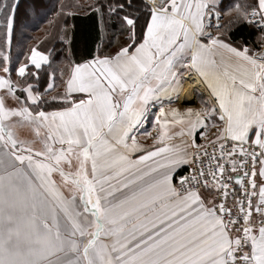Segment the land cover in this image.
<instances>
[{
	"label": "snow or ice",
	"instance_id": "snow-or-ice-1",
	"mask_svg": "<svg viewBox=\"0 0 264 264\" xmlns=\"http://www.w3.org/2000/svg\"><path fill=\"white\" fill-rule=\"evenodd\" d=\"M18 7L0 0V264H264V0H94L79 59L62 3L63 58L14 55ZM192 73L207 99L165 108Z\"/></svg>",
	"mask_w": 264,
	"mask_h": 264
},
{
	"label": "trees",
	"instance_id": "trees-1",
	"mask_svg": "<svg viewBox=\"0 0 264 264\" xmlns=\"http://www.w3.org/2000/svg\"><path fill=\"white\" fill-rule=\"evenodd\" d=\"M93 2L94 0H86L85 2L82 0H19V7L16 12V38L19 43H14L13 54L16 55L22 51H27L28 47L38 43L40 50L54 49L53 55L63 58L64 52L59 40L53 42L51 39L45 38L46 31L49 29L46 21L51 19L52 9L59 7L62 3L65 5L66 11L75 13V15L67 17V19L70 24L75 25L72 47L76 54V59L81 56H87L95 45L100 42L101 38L96 13L94 11H86L82 7ZM225 2L227 3L228 0H225ZM258 35L257 31L248 27L232 33L234 40L242 38L250 46L256 45ZM117 36L116 28L110 26L105 30L104 42L107 43L109 39L115 42ZM121 39L123 40V37H120V42H122ZM115 46V43H113V47Z\"/></svg>",
	"mask_w": 264,
	"mask_h": 264
},
{
	"label": "crops",
	"instance_id": "crops-1",
	"mask_svg": "<svg viewBox=\"0 0 264 264\" xmlns=\"http://www.w3.org/2000/svg\"><path fill=\"white\" fill-rule=\"evenodd\" d=\"M98 26H99V21H98ZM99 30H100V26H99ZM185 85L186 84L184 82L183 89L180 92L179 98H176L175 96H173L171 102H169L167 99H165V101H164V107L165 108H168V107H178L181 109H184L187 107L199 108L201 106V101L207 99V97H206L207 95H204V94L195 90L192 92L193 93L192 94L193 97L191 98L192 100H190L189 103H185L182 99L183 98V92L185 89ZM207 93H208V91H207ZM158 109H159V104L151 106L147 120L142 124V126H140L136 130L135 134L137 135V137L141 143L151 144V139L149 137H147L145 135V133L146 132H153V134H155L152 125H153L155 113L158 111ZM197 141L200 142L199 137H197Z\"/></svg>",
	"mask_w": 264,
	"mask_h": 264
},
{
	"label": "bare ground",
	"instance_id": "bare-ground-1",
	"mask_svg": "<svg viewBox=\"0 0 264 264\" xmlns=\"http://www.w3.org/2000/svg\"><path fill=\"white\" fill-rule=\"evenodd\" d=\"M198 78L193 76L191 77L190 79H187L185 80V89H184V92H183V101L185 103H189L190 100H192L191 98L193 97L192 96V92L196 90V87L195 86H201L200 83H198Z\"/></svg>",
	"mask_w": 264,
	"mask_h": 264
},
{
	"label": "built area",
	"instance_id": "built-area-1",
	"mask_svg": "<svg viewBox=\"0 0 264 264\" xmlns=\"http://www.w3.org/2000/svg\"><path fill=\"white\" fill-rule=\"evenodd\" d=\"M193 76L197 77L195 73H192V76H191V77H193ZM197 78H198V77H197ZM198 79H199V78H198ZM200 85H201V86H195V87H196V91H198V92H200V93H202V94L208 96L207 90H206V88L204 87V85H203V84H200ZM180 171H181V170H180ZM181 174H183V171H181Z\"/></svg>",
	"mask_w": 264,
	"mask_h": 264
},
{
	"label": "rangeland",
	"instance_id": "rangeland-1",
	"mask_svg": "<svg viewBox=\"0 0 264 264\" xmlns=\"http://www.w3.org/2000/svg\"><path fill=\"white\" fill-rule=\"evenodd\" d=\"M83 2H85L86 0H82ZM122 40V39H121ZM207 97V96H206Z\"/></svg>",
	"mask_w": 264,
	"mask_h": 264
}]
</instances>
